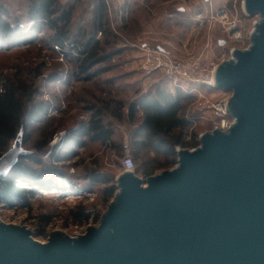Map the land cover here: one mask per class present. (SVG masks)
Here are the masks:
<instances>
[{
	"label": "rangeland",
	"instance_id": "obj_1",
	"mask_svg": "<svg viewBox=\"0 0 264 264\" xmlns=\"http://www.w3.org/2000/svg\"><path fill=\"white\" fill-rule=\"evenodd\" d=\"M60 1L62 5L76 6L70 25L71 41L85 42L83 37L94 32L93 17L98 0ZM105 2L106 32L97 33L96 39L102 45L99 56H111L109 61L92 67L88 66L90 62L82 70L83 59L78 52L71 53L70 45L57 50L52 43L54 33L48 29L37 32L29 45L11 48L9 43L0 42V81L4 84L22 82L31 92V104L47 109L39 121L28 122L23 135L26 139L23 149L40 157L42 166L27 161L21 163L27 156L18 164L30 166L40 176L50 178L45 188L17 180V186L33 192L34 196L19 200L2 198L0 219L5 224L26 227L40 242H46L56 230L75 237L84 234L89 226L100 224L118 192V176L124 172L122 161L127 152L136 169L141 168L144 161L159 159L145 153L139 162L134 159L131 137L142 118L138 116L132 123L124 120L129 104L137 97L162 84L172 90L175 88L161 73L146 75L138 69L142 48L160 47L177 58L202 55L207 62H218L229 57L232 48L249 46V35L258 20L240 10L231 11L230 0ZM0 4L7 6L11 20H18L20 27L28 31L33 26L27 17L28 0H0ZM221 9H227L226 18L217 16ZM233 21L240 22L244 34L241 42L231 41L226 33L228 24L224 22ZM220 41H225V45L221 46ZM198 88L212 99L229 95L222 90ZM195 94V102L188 104L182 114L193 121V126L186 131V142L212 128L208 112L197 111L198 94ZM120 103L123 104L121 111ZM96 110H103L104 123L114 131L112 144L92 141L83 134L74 137ZM120 114L122 120L117 119ZM48 139L47 147L40 150L39 146ZM50 149L59 156L57 162L52 160V155L48 157ZM12 170L8 178H13ZM163 171L158 169L154 175ZM135 174L146 179L141 171ZM112 188L114 196L107 199L106 190Z\"/></svg>",
	"mask_w": 264,
	"mask_h": 264
},
{
	"label": "water",
	"instance_id": "obj_2",
	"mask_svg": "<svg viewBox=\"0 0 264 264\" xmlns=\"http://www.w3.org/2000/svg\"><path fill=\"white\" fill-rule=\"evenodd\" d=\"M244 12L259 17L249 46L215 75L234 124L180 149L173 169L145 180L124 171L100 224L84 234L56 230L40 242L0 219V264H264V0H244ZM23 135L0 157V180L28 154Z\"/></svg>",
	"mask_w": 264,
	"mask_h": 264
},
{
	"label": "trees",
	"instance_id": "obj_3",
	"mask_svg": "<svg viewBox=\"0 0 264 264\" xmlns=\"http://www.w3.org/2000/svg\"><path fill=\"white\" fill-rule=\"evenodd\" d=\"M75 10L74 4L62 5L60 0H28L27 17L33 26L26 31L24 27H20L18 20H11L12 15L7 6L0 4V42L9 43L11 48L29 45L35 40L37 32L48 29L54 33L52 43L55 46L64 49L70 45L71 53L78 52L79 57L83 59L80 65L82 70L90 62L88 66L92 67L109 61L111 56H99L102 45L96 39L97 33L106 32L105 0L97 1L93 17L94 32L83 37L84 40L86 39L83 43L77 39L73 42L70 38V25ZM89 77L91 76L89 75ZM173 90L164 84L155 86L148 93L137 97L129 104L128 114L124 118L131 123L135 122L138 116L142 118L131 137L134 159L139 162L143 153L145 156L154 154L159 157L158 160L144 161L141 168L136 169L135 167L134 172L141 171L142 176L146 178L153 176L158 169L169 170L175 166L177 163L176 148L192 149L199 146L197 135L192 138L191 142L185 141L186 131L193 126V121L189 116L182 115L188 104L195 102L196 94L194 92L187 93L180 87H175ZM30 97L31 92L26 90L22 82L13 84L6 82L4 84L0 81V157L10 149L11 143L15 141L21 130L24 132L31 121H39L42 115H46L47 109L43 106L34 107ZM122 108L123 104L120 103V111ZM102 111H94L90 121L87 122L83 130L75 132L74 137L83 134L92 141L112 144L114 131L109 127V124L104 123ZM197 111L205 112L200 109ZM208 114L213 127L210 112ZM117 119L122 120V114L117 116ZM24 141L26 139H23ZM48 141L49 139L39 146L40 150L47 147ZM26 156L24 160H21V163L27 161L35 166H42L43 162L40 157L29 151ZM58 159L59 156L52 153V160L57 162ZM12 177L1 181L0 201L2 198L19 200L34 196L33 192L16 185V181L19 179L41 188H45L46 183L50 180L47 176H40L36 169L30 166H21V164L12 170ZM102 182L107 183V180H102ZM114 193L113 188L107 189V199H111Z\"/></svg>",
	"mask_w": 264,
	"mask_h": 264
},
{
	"label": "built area",
	"instance_id": "obj_4",
	"mask_svg": "<svg viewBox=\"0 0 264 264\" xmlns=\"http://www.w3.org/2000/svg\"><path fill=\"white\" fill-rule=\"evenodd\" d=\"M230 4L231 11H235L236 13H238V10H240L243 12V14H245L244 0H230ZM227 14V9H221L217 16L219 18L220 16L222 18H226ZM198 17H201V15H199ZM214 18L215 17H213V20ZM258 21L259 17L258 20L254 22V24ZM224 24H228L226 33H228L231 41L241 42L244 39V34L240 27L239 21H233L230 23L224 22ZM55 48L57 50H60V48L57 46H55ZM235 48L237 47L231 49L229 57L223 58L218 62H207V59L202 55L199 57L195 56L190 58H177L160 47L142 48V54L138 62V69L144 72L146 75L161 73L164 77L171 80L175 87H180L187 93H197L199 109L201 111H208L211 114L213 127L210 131H213L215 129L227 131L235 122V119L231 115L227 114L226 111L227 103L230 100L231 94L229 93V95L227 96H221L212 99L206 96V94L202 92L198 87L214 89L215 75L219 65L222 61L229 60L232 57V53ZM201 135L202 134H200V136ZM53 141L52 143L55 142ZM196 148H192L190 150L193 151ZM52 149L47 152L48 157L52 155ZM179 150L180 148L178 147L176 149V152H178ZM122 167L124 171H135V164L129 152L126 153L122 161Z\"/></svg>",
	"mask_w": 264,
	"mask_h": 264
}]
</instances>
